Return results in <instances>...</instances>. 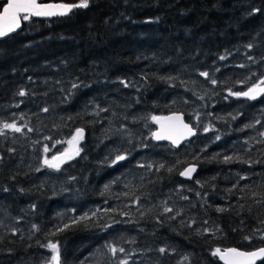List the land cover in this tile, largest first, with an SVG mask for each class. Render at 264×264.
I'll return each instance as SVG.
<instances>
[{"label": "trees", "instance_id": "16d2710c", "mask_svg": "<svg viewBox=\"0 0 264 264\" xmlns=\"http://www.w3.org/2000/svg\"><path fill=\"white\" fill-rule=\"evenodd\" d=\"M262 79L264 0H91L22 22L0 41V129H22L0 135V264H49V242L61 264H220L216 248L264 247V97L229 94ZM170 113L196 131L176 150L150 139ZM76 129L80 154L47 167Z\"/></svg>", "mask_w": 264, "mask_h": 264}, {"label": "snow or ice", "instance_id": "6c2138e0", "mask_svg": "<svg viewBox=\"0 0 264 264\" xmlns=\"http://www.w3.org/2000/svg\"><path fill=\"white\" fill-rule=\"evenodd\" d=\"M91 0H79V3H41L39 0H5V4L3 6V11L0 12V38L6 37L9 34L15 32L17 29L21 28L22 22L30 21L32 17H54V16H66L69 15L73 9L76 8H84L87 9L90 6ZM261 9L256 8L253 9L252 12L249 13V15H253L256 13H260ZM248 48H251L252 45L249 44L247 46ZM221 60L226 59V57L221 56ZM251 59V57H249ZM241 67H244V65H240ZM201 76L205 77L206 79L209 78L208 72H201ZM210 82L212 84H216L217 81L215 79H211ZM122 84H124L125 87H128L129 84L126 81H121ZM264 79L260 80L259 83H254L251 87L248 88L247 91H237V92H231L230 95L237 96V97H247L248 99L255 100L259 96L264 95ZM79 85L76 83L72 84V88H78ZM18 95L24 96L26 93L21 90ZM43 111H48L47 108L43 109ZM153 121H156L157 123L160 122L161 119L166 120H180L179 116H172V117H166V118H160V117H152ZM259 123V121H258ZM180 127L185 130L179 134V136H176L172 131H169L165 133L164 131L155 132L153 133V137L156 140L161 139H169L172 141L174 145H179L180 140L184 139L185 136H191L195 135V131L192 127H190L188 124L183 123L181 120ZM4 129H12L15 132H21L22 129L20 127H17L15 123H4L3 128L0 129V135H3ZM32 129H29L31 131ZM204 131H209L208 128H205ZM264 135V133H262ZM84 138V130L83 129H76L75 135L72 137V140L68 141L69 144H72L75 142L76 144L79 143L80 140ZM217 140L220 139L219 136L216 137ZM49 149L45 147V152H47ZM81 149L79 147H75L73 152H69L65 150V152L61 153L60 156H53L51 160L45 159L44 164L53 169L59 170L60 165L68 160H71L74 156H78L80 154ZM127 157L125 155H117L115 157V160L112 161L113 164L125 160ZM233 158L226 156L224 158L225 162H230ZM144 165H141L143 167ZM160 167H163L161 165ZM39 171V169H37ZM168 171H172V169H168ZM196 171L195 166H191L186 168L184 171L180 173L181 176L192 178V173ZM107 187V186H106ZM7 191V189H5ZM187 199V197H185ZM220 211H223V209H219ZM172 209L165 207L164 212H171ZM35 227V226H34ZM68 225H65V228H67ZM62 231V229H61ZM207 231V230H206ZM264 238V237H262ZM245 239H250L249 237H246ZM48 249L51 250L52 256L51 260L49 261V264H61V258H60V250L56 243L49 242L47 245H44ZM109 250L113 253V255L116 254L117 251L123 253L125 251L124 248H117L110 247ZM160 253H164L166 250L164 248L159 249ZM212 255L214 257H218L220 260L224 262V264H256L257 260L264 261V247L259 248L255 251L245 252L240 251L236 248H228L221 250L220 248H216ZM121 264H128L127 260L121 261Z\"/></svg>", "mask_w": 264, "mask_h": 264}, {"label": "water", "instance_id": "95a60500", "mask_svg": "<svg viewBox=\"0 0 264 264\" xmlns=\"http://www.w3.org/2000/svg\"><path fill=\"white\" fill-rule=\"evenodd\" d=\"M46 1H47V0H39V2H41V3H49V2H46ZM0 3H3V6H4V4H5V0H0ZM54 4H55V3H54ZM3 6L1 7L0 12L3 11ZM59 17H64V16H54V17H33V18H35V19H39V20H42V19L59 18ZM20 30H21V28L17 29L15 32L9 34V35L6 36V37L0 38V41L3 40V39H5V38H7V37H9V36L15 35V34L18 33ZM262 87H264V86H262ZM246 91H247V90H246ZM263 96H264V95H261V96H259L257 99H255V100H251V99H248L247 97H243V96H241L240 98H243V99H245V100H249V101L252 102V103H255V102L259 101ZM172 116H179V117H180V120H166V119H161L159 123H157L156 121H153V119L151 120V122H152V126H153V131L151 132L150 139H151V141H152L153 143H155V144L165 143V144L169 145L172 149H175V150H176V149H178L181 145H183L184 143H187V142H189L190 140H192V139L195 137L196 134H195V135H191V136H185L184 139H181V140H180V143H179L178 146H177V145H174V144L172 143V141L169 140V139L156 140V139L153 137V133H155V132L164 131L165 133H167V132H169V131H172L176 136H179V134H180L181 132L185 131V130H183V129L180 127V123H181V120L183 121V123H185V124H187V123L184 121V118H183L182 114H180V113H170V114L160 115V116H156V117L166 118V117H172ZM188 125H189V124H188ZM189 126H190V125H189ZM190 127H191V126H190ZM193 130H194V129H193ZM194 131H195V130H194ZM75 133H76V132H75ZM195 133H196V131H195ZM80 141H81V140H80ZM80 141H79V142H80ZM62 153H63V152H62ZM60 155H61V153H59V154H57V155H55V156H60ZM66 162H67V161H66ZM66 162L62 163V164L60 165V167L63 166ZM119 162H120V161H119ZM188 167H191V166H187V167H185L182 171H184V170H185L186 168H188ZM182 171H181V172H182ZM193 175H194V173H192V177H193ZM180 177L183 178L184 180H187V181L191 180V178L189 179V178L184 177V176H181V175H180ZM240 251H243V250H240ZM254 251H255V250H254ZM245 252H250V251H245ZM216 258H217V260H218V262H219L220 264H224V262H223L222 260H220L218 257H216ZM262 262H264V261H262V260H257L256 264H261Z\"/></svg>", "mask_w": 264, "mask_h": 264}, {"label": "rangeland", "instance_id": "374dc122", "mask_svg": "<svg viewBox=\"0 0 264 264\" xmlns=\"http://www.w3.org/2000/svg\"><path fill=\"white\" fill-rule=\"evenodd\" d=\"M70 140H72V139H70ZM69 140V141H70ZM75 147H77V144L76 143H72V144H69L68 142L66 143V147H65V150H67V151H69V152H73L74 151V149H75ZM76 156H74L72 159H74ZM52 158V157H51ZM50 158V159H51ZM49 159V160H50Z\"/></svg>", "mask_w": 264, "mask_h": 264}]
</instances>
